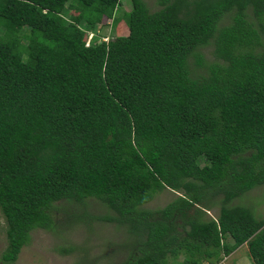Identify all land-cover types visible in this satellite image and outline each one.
I'll list each match as a JSON object with an SVG mask.
<instances>
[{
    "label": "trees",
    "instance_id": "16d2710c",
    "mask_svg": "<svg viewBox=\"0 0 264 264\" xmlns=\"http://www.w3.org/2000/svg\"><path fill=\"white\" fill-rule=\"evenodd\" d=\"M131 3L0 0L2 261L59 203L96 199L133 237L117 264H219L245 245L264 264V217L233 204L264 186V0ZM106 19L128 35L100 40Z\"/></svg>",
    "mask_w": 264,
    "mask_h": 264
},
{
    "label": "rangeland",
    "instance_id": "374dc122",
    "mask_svg": "<svg viewBox=\"0 0 264 264\" xmlns=\"http://www.w3.org/2000/svg\"><path fill=\"white\" fill-rule=\"evenodd\" d=\"M146 3L151 11L159 9L157 0H146ZM131 9V0H122L119 16L129 13ZM78 14V11L70 12V15ZM227 22L228 20H224L222 25L228 24ZM98 29L97 36L105 42L119 35H128V27L124 21L114 31L112 21L106 19ZM93 36L94 33L91 34V37ZM200 51L208 62L215 60L211 45ZM191 66L195 71L193 60ZM202 72L203 70H198L194 73L203 75ZM178 194L170 190L159 192L144 208L149 210L163 208ZM233 204L249 208L258 218L264 217V186L246 193ZM58 207L59 210L54 215L53 229L34 230L30 244L22 249L18 260L13 264H117L127 257L133 237L128 234L125 227L99 220L112 215L100 201L89 199L85 205L61 202ZM212 207L208 215L216 218L219 215V206ZM6 247V221L0 211V264H7L2 261V253ZM219 264H252L247 245L225 257Z\"/></svg>",
    "mask_w": 264,
    "mask_h": 264
}]
</instances>
